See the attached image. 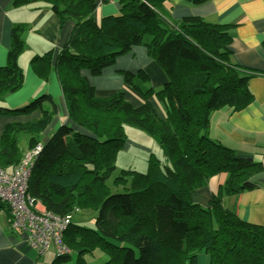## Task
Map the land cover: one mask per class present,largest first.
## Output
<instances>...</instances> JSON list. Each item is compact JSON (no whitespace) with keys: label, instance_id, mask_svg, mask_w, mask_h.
<instances>
[{"label":"trees","instance_id":"obj_1","mask_svg":"<svg viewBox=\"0 0 264 264\" xmlns=\"http://www.w3.org/2000/svg\"><path fill=\"white\" fill-rule=\"evenodd\" d=\"M42 1L50 3L61 21L75 22L57 60L68 63L71 72L61 74V82L74 127L60 125L42 143L28 188L48 210L72 216L64 232L69 251L56 253L52 264H70L73 251L74 264H199L203 250L209 264H264V226L239 218L224 207L218 193L208 206L189 199L222 172L228 175L222 185L227 193L252 189L256 185L251 176L261 168L252 155L237 153L209 135L211 113L249 103V80L260 73L232 62L228 27L196 15L171 21L162 13L166 0H123L119 14L100 22L95 19L97 0ZM26 28L22 23L14 26L8 62L0 66V113L37 109L41 115L5 128L0 165L8 171L23 157L18 133H31L28 149L33 148L56 113L46 93L18 107L1 103L24 82L18 59L26 47ZM135 46L148 49L167 82L155 90L144 69L125 70L124 80L143 98L141 104L127 100L124 91L97 96L81 69L98 76ZM39 58L48 61L51 53L33 59ZM125 123L154 136L167 162L163 166L153 154L146 171L121 170L114 183L122 190H112L108 180L127 141ZM83 208L96 212L94 227L73 222L74 213Z\"/></svg>","mask_w":264,"mask_h":264},{"label":"crops","instance_id":"obj_2","mask_svg":"<svg viewBox=\"0 0 264 264\" xmlns=\"http://www.w3.org/2000/svg\"><path fill=\"white\" fill-rule=\"evenodd\" d=\"M14 1L0 0V66H5L8 62L14 26L21 23L26 25L22 35L26 47L18 59L24 72V82L18 90L7 93L1 103L17 107L42 94H50L56 105V113L47 128L38 135L40 142L44 143L60 125L74 127L69 118L61 82V74L69 75L71 72L68 70V63L60 65L57 60L71 37L75 22L72 19L61 21L47 1L21 5ZM122 1L97 0L95 19L100 22L106 16L119 14ZM162 13L171 21L196 15L209 22L227 26L231 35L229 48L232 51V62L260 72L249 80L253 99L240 108L224 106L213 111L209 125L211 138L237 153L252 155L255 161L261 163V168L251 176L256 186L235 194L227 193L222 185L228 175L222 172L217 174L218 177H211L206 186L195 189L189 199L208 206L212 194L218 193L224 207L233 210L239 218L264 226V0H206L198 4L187 0H166ZM47 53H51L48 61L33 59ZM141 68L149 74V85L155 90L161 89L167 82L164 69L149 55L145 46L133 47L128 53L119 56L113 65L104 68L98 76L92 75L86 68L81 69V74L95 87L97 96L109 97L118 91H124L127 100L139 105L143 98L126 84L120 71L136 72ZM47 105L52 104L47 102ZM40 115L41 112L37 109L13 116L0 113V141L8 125L28 123L38 119ZM81 130L86 132L84 128ZM22 133L28 135L24 140V147L20 146ZM31 135L22 131L17 135L23 155L29 148ZM128 142L132 143L125 144V149L134 141ZM150 148L149 145L145 147L147 151ZM79 220H87L86 215L82 214ZM200 253L207 254L204 250L199 255ZM55 256L54 246L44 253L31 246L27 233L12 229L6 209L0 208V264H52ZM207 257L209 263L208 254ZM107 259L103 257L101 260Z\"/></svg>","mask_w":264,"mask_h":264},{"label":"built area","instance_id":"obj_3","mask_svg":"<svg viewBox=\"0 0 264 264\" xmlns=\"http://www.w3.org/2000/svg\"><path fill=\"white\" fill-rule=\"evenodd\" d=\"M41 150V142L28 149L11 171L0 166V204L7 209L11 228L26 232L31 246L41 253L51 246L56 253H64L69 251L64 232L71 223V214L48 210L28 191L32 168Z\"/></svg>","mask_w":264,"mask_h":264},{"label":"rangeland","instance_id":"obj_4","mask_svg":"<svg viewBox=\"0 0 264 264\" xmlns=\"http://www.w3.org/2000/svg\"><path fill=\"white\" fill-rule=\"evenodd\" d=\"M124 71L125 70L120 71V74L123 76H124ZM35 98H33V99H35ZM33 99H31L30 101H32ZM45 104H46V107H48V106L52 107V105H47V102ZM22 114H25V113L10 114V115L13 116V115H22ZM125 133H126V140H127L126 144L129 143L128 141H134V142L132 145H130V147L128 149H125V147H123L120 150H118V152H117V157H116L117 169L111 175V177L108 180V185L111 186L112 190H116V189L122 190L120 188V186H116V184L114 183L115 177H117L120 174L121 170L132 169V170H136V171H140V172L146 171L148 169V164H149L148 159H150V157L153 154L155 156H157L158 158H160L163 166H164L165 162H167L165 157L162 154L161 146H160L158 140L154 136H152V135L146 133L144 130H142L136 126H133L131 124H128V123H125ZM20 136H21L20 137V141H21L20 146L24 147V145H25L24 140L27 139L26 136H28V135L26 133H22V135H20ZM130 143H132V142H130ZM148 145L151 147L150 149H148L149 151H147L145 149V147ZM153 146H155L154 149H153ZM218 176L219 175H217V177ZM82 214L86 215V217H87V220H85L84 222H80V220H79ZM95 214H96V212L93 210L85 209V208L80 209L79 212L74 213L73 222L79 223L81 225H85L87 227H94V218L93 217ZM76 257H77V252L73 251L72 252V259L70 260V264L75 263ZM199 264H209L207 254L205 255L203 253H200Z\"/></svg>","mask_w":264,"mask_h":264}]
</instances>
